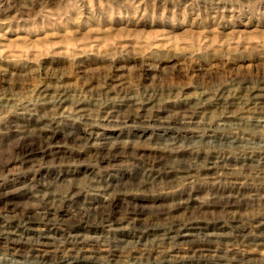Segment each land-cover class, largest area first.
<instances>
[{
	"label": "rangeland",
	"instance_id": "1",
	"mask_svg": "<svg viewBox=\"0 0 264 264\" xmlns=\"http://www.w3.org/2000/svg\"><path fill=\"white\" fill-rule=\"evenodd\" d=\"M43 195L38 229L105 262L264 264V0H0V226L35 238ZM13 239L0 264H38Z\"/></svg>",
	"mask_w": 264,
	"mask_h": 264
},
{
	"label": "bare ground",
	"instance_id": "2",
	"mask_svg": "<svg viewBox=\"0 0 264 264\" xmlns=\"http://www.w3.org/2000/svg\"><path fill=\"white\" fill-rule=\"evenodd\" d=\"M55 97H56V103L58 104V106H60V104H62L65 100V95L62 92L57 93L55 95ZM144 108L145 107L142 106L138 109L143 110ZM112 114H113L112 112L108 113L106 115L104 122H109L110 121L109 119H111ZM166 162H167V160H166ZM166 162H164L163 160H160L156 164H158V167L162 166L163 168H166V166H167ZM211 165L215 167L216 163H213ZM105 191H107V190H105ZM39 201H40V207L38 206V210L40 212L43 209L44 210L43 214H42V212L37 213V214H32V215H30V214L25 215L24 214V217H22L24 219L23 221H24V225L26 227L27 233H29V232L35 233L36 234L35 238L33 236L26 238L21 233L17 234V231L8 232L5 230V228L0 226V240H6V239L10 240V237H14L15 240L14 239L11 240L14 246H16V245L28 246L29 245L28 246L29 248L34 247L33 255L30 258L33 262H36L38 264H105V263H107V264H119V262L115 261V260H110V259L106 258L107 260L105 262L104 258L103 259L97 258V256L95 258L94 256H91V254H94L93 251L81 249V248H76V247H71V246H75L78 241L81 242L80 239H83L82 237L72 236V238L69 241H66L64 244V242L58 241L57 239L55 240L51 236L50 231L38 229L37 225L42 223V221H49L51 216H56V215L64 213V211L59 209L58 202L51 200L48 196L43 195ZM115 205H117V204H115ZM129 209H131V208H129ZM116 210H117L116 213L118 214L119 217H120V215L122 216L123 213H126V212L127 213L131 212V213H129V215L133 213V210L125 209V211H124V210L118 209L117 207H116ZM106 213H107V215H106ZM108 214H110V213H108L107 211L99 212V210L97 208H93V209L91 208L90 209V207H89L88 209H86V213L84 216L86 217V219L92 218V220L94 222H97L98 224H104V223L109 224V226H111L112 228H115V230H119L116 228H119L122 225V223H124L125 221L128 223H131L134 221V219H131V218H128V219L127 218L126 219H124V218H110ZM141 221L145 222V224H142L138 227L136 226V228L139 229L141 232H147V233L151 234V240H152V242H155V243L156 242L162 243L164 241H174L176 239H183L184 240L187 238H191V237H194V234L197 231L195 229H198V231L200 230L199 228H193V225H192V227L184 228V227H179V226L172 227L173 224H171V225L167 224L168 226L166 225L165 227L170 228L169 230L167 229L168 230L167 231L166 229L163 230L161 228V226L158 227L157 225L152 224L149 220H145V221L141 220ZM257 225L254 228L255 230H257L258 232L264 231L263 224H260V225L257 224ZM171 233H172V235H170ZM203 235L205 238V242H207V241L209 242L211 240V238H213L214 234L212 235V234L208 233V234H203ZM69 236H71V235H69ZM53 241L55 243L54 246H56V248L54 249V251H48V248L50 249L51 244H52V243L50 244L49 242H53ZM77 244H79V243H77ZM65 245H67V248L64 247ZM155 245H153V246H155ZM142 247L144 248L145 246H142ZM208 250L209 249L204 248V257L208 253ZM18 252H20V251H19V249H17V247L13 248L12 254L10 253L11 257L17 256L16 253H18ZM133 259L135 261L143 262V261L139 260V258H133Z\"/></svg>",
	"mask_w": 264,
	"mask_h": 264
}]
</instances>
